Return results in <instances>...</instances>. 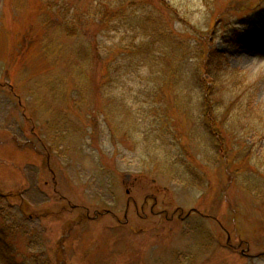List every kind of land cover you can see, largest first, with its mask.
<instances>
[{"label":"rangeland","instance_id":"rangeland-1","mask_svg":"<svg viewBox=\"0 0 264 264\" xmlns=\"http://www.w3.org/2000/svg\"><path fill=\"white\" fill-rule=\"evenodd\" d=\"M62 1L0 0V264H264V0Z\"/></svg>","mask_w":264,"mask_h":264},{"label":"trees","instance_id":"trees-1","mask_svg":"<svg viewBox=\"0 0 264 264\" xmlns=\"http://www.w3.org/2000/svg\"><path fill=\"white\" fill-rule=\"evenodd\" d=\"M56 1L58 2L57 8H55V6L53 8L57 9L58 11L61 10V14H62V12L65 11V9H67V7H66V5L63 4L64 1H62V0H56ZM127 2L129 5L125 6V3H127ZM161 3L164 6L170 7V5L167 4V2L165 0H161ZM138 4H139V0H122L119 8H116L115 6H111L109 4V2H106L104 0L101 8L96 6V8L98 9L97 11H94L95 7L92 4L90 6V12L88 14H86V16H87L86 18H88V19L100 18V20L103 18V21L106 20V22L109 21L107 23H111L114 19L119 18V16L117 14H119V13L122 14L123 11H125L128 7L136 6ZM49 7L51 8L52 6L49 5ZM115 8L120 9L121 11L116 10ZM74 18H75V15H73V19ZM86 18H85V21L87 22L88 20H86ZM78 19H80V18H78ZM78 19H76V20H78ZM111 19H113V20L111 21ZM44 20H47V19H44ZM82 20H84V19H82ZM76 23H80V26H81V22H79V21L70 20L69 24L65 23L67 27L69 26V30L73 29V30H70V33H68L69 37H72V36L74 37L76 35V33H75L76 28H73L74 26H77ZM85 23H83V24H85ZM124 26H126V25H124ZM96 47H95V52H97ZM90 51H91V48H86V47L82 46L79 49V51L77 52V57H78L77 59L81 62L87 63V65L90 64V61H91V58H90L91 52ZM198 54H199L197 56L198 61H197L196 67L194 68L195 69L194 71H195L196 75L199 77V80L202 81L199 84H200L201 88L206 93L205 97L207 99L206 102L208 103V106H207V108H208L211 105L209 104V102H210L209 101V92L207 91V89H208V86H210L211 84L214 85L213 79H215V76L219 75V72L221 70L219 68V66H220V62L222 59H220V56H218L216 54V52L214 51V48H212V47L207 48L205 51L199 49ZM218 63H219V66H218ZM84 67H85V70H87L86 69L87 66L84 65ZM110 71H111L110 69H107L105 72L110 73ZM208 82H209V84H208Z\"/></svg>","mask_w":264,"mask_h":264}]
</instances>
